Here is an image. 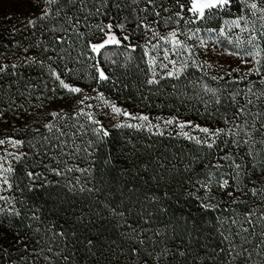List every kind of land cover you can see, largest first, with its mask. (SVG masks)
<instances>
[{"label":"trees","instance_id":"trees-1","mask_svg":"<svg viewBox=\"0 0 264 264\" xmlns=\"http://www.w3.org/2000/svg\"><path fill=\"white\" fill-rule=\"evenodd\" d=\"M174 2L40 0L49 14L35 27L25 22L11 29L5 20L0 29V66H7L0 72V126L13 131L22 146L11 160L10 193L15 197L11 205L4 204L5 197L0 201V264H264V217L254 214L251 224L248 218L239 224L243 206L258 203L264 210V171L255 173L248 164L251 178L261 176V191L256 188L252 195L245 190L247 203L219 200L203 207L195 200L194 183L204 179L214 160V143L209 148L179 135H161L140 121L136 127L113 126L104 136L91 130L95 119L86 121L87 127L80 119L65 125L61 115L50 118L51 130L41 125L34 131L33 115L19 113L42 99L59 107L70 94L56 79L59 75L65 83L95 88L144 116L164 113L209 126L224 120L229 112L225 100L216 102L212 93L203 92L195 65L183 73L188 76L184 83L174 85L172 78L149 83L151 64L135 42L129 49L116 46L103 65L102 51L91 49L99 20L134 18L132 34L139 36L147 14L156 28L165 26L169 20L163 12L178 6ZM235 2L229 9L242 13L245 2ZM29 8L41 9L32 3ZM221 29L226 30L222 22L216 23L214 35L221 36ZM21 55L33 59L16 61ZM97 69L108 79L100 81ZM53 92L56 99L49 103ZM231 174L249 181L244 177L249 173Z\"/></svg>","mask_w":264,"mask_h":264},{"label":"rangeland","instance_id":"rangeland-1","mask_svg":"<svg viewBox=\"0 0 264 264\" xmlns=\"http://www.w3.org/2000/svg\"><path fill=\"white\" fill-rule=\"evenodd\" d=\"M235 1L239 0H231L230 5ZM240 1L245 2L242 13L229 9V5L225 9L212 10L210 18L206 16L204 20L192 23L191 21L195 20V17L187 11H181L177 0H175L174 5L178 6L166 9L163 12V17H167L169 20L165 26L156 28L150 16L152 14H147L144 16L146 20L143 24L144 27H142L143 31L139 33V36L132 34L135 33L132 30L136 23L133 20L134 18H119L110 15L107 21L104 22L101 19L98 24L93 26L92 44L102 43L109 34L114 35L120 41L119 45L110 44L101 49L102 65L112 57V53L116 51V46L129 49L134 47L133 42L146 51L148 62L151 64L149 74L151 79L155 81L172 78L174 80L172 84L174 85L184 83L188 76L183 75V73L189 65H195L198 73L194 71L193 73L198 79H201L198 86H203V92L204 89H215L216 93L215 95L212 93L210 99H215L219 103L224 99V105L229 108L228 114L221 122H215L209 126L199 124V122L193 120H184L177 116L172 117L170 114L164 113L147 116L149 119L143 121L138 119V117L144 116L143 113L130 112L118 104L117 101L111 99L110 96L102 94L101 91L95 88L88 91L81 88L80 93L64 95L65 99L62 101L69 99L70 105L69 101L65 104L61 101L59 107L52 108L47 99H42L38 100L35 106L31 102L28 107L25 106L19 113L27 112L33 115V118H35L34 126L32 125L34 131H38L41 125L52 124L49 121L53 117L51 114L59 113L61 115L60 120H65V125L71 120L78 121L80 119L84 121L86 126V121L89 120V115H91L92 119L99 121V123H96L97 126L91 129L96 133L101 128L107 131L113 126L136 125L140 121L145 127L161 133L179 135L186 139H190L189 137L202 138L209 143L215 141V158L207 168L204 179L201 182L194 183L195 200L201 203L203 207L219 200L227 205L233 203L234 205H243V200L247 203L245 190L251 189L252 195H254V189L256 188L261 191V188L258 187L261 176L255 180L251 178L254 172L246 171L248 164L252 165L254 169L256 168L255 173L264 171V56L262 54L260 57L255 58V60H261V63L257 64L251 56H246L245 53L255 51L254 45L262 48V38L264 36L261 33H264V18H262L264 12L254 10L250 5L256 3L258 9H264V4L260 2L261 0ZM180 3L186 2L180 0ZM29 7V0H0V29L3 24H7L5 20H10V23L13 24L11 29L24 26L29 19L38 22L37 18L45 10V7L36 10V12ZM177 12H180L179 16L176 15ZM240 17H244L241 20V28H236L232 25V21ZM218 22H222L223 27L226 29L224 35L219 37L213 33L215 24ZM109 25H111V28L108 27ZM242 28H247L248 31H242ZM197 29H199L198 32ZM171 32L176 33L175 39L180 41L182 46L169 42L172 39L169 36ZM141 33L143 35L140 36ZM253 35L257 39L249 44L248 40ZM201 41L206 46H201ZM226 49L230 52H239L240 56L229 55L225 51ZM166 54L167 59H165ZM241 57L246 63L242 62ZM32 59L33 56L29 57V55L16 57V61L23 60L27 62ZM90 61L92 62V59ZM185 64L186 67H184ZM237 68L240 70L233 71ZM180 69L183 70L178 71ZM252 69H259V72L250 71ZM169 72H173L174 75L169 76ZM179 87L183 88V86ZM224 89L228 93H221ZM53 93L54 95L50 97L49 101L56 99V93ZM84 97H89V99L84 100L83 104L78 103ZM113 105L121 110L119 114L113 111ZM203 105L205 106V102ZM14 109L17 110L16 107ZM240 109H243V112ZM1 116L2 113L0 112V121H2ZM37 118L39 125H37ZM168 120H172L173 123L167 124L166 121ZM180 124H184L185 127L181 129ZM0 128V140L5 141L4 144L0 145V197L2 199L5 197L4 204L11 205L10 199H14L15 196L10 193V172L4 170L12 169V157L19 153L22 145L19 143L17 146H13L12 142L19 141L12 135L14 132L3 129L2 126ZM200 128H208L210 133L220 129L224 131L218 136H210L201 132ZM183 133L188 135L185 136ZM190 140L196 143L195 139ZM245 141L248 142L245 143ZM237 165H239L238 168ZM232 171L243 176L244 173H249L244 176L249 177V181H239L236 176H232ZM5 177L8 184L3 183ZM35 179L38 178L35 177ZM224 180L229 181L227 187H221ZM229 193H232V195H229ZM257 199L260 201V198ZM253 204L249 203L243 206L247 208L245 214L239 217V224L243 225L246 218L251 219L249 213L264 217L263 205L256 203L255 206Z\"/></svg>","mask_w":264,"mask_h":264},{"label":"snow or ice","instance_id":"snow-or-ice-1","mask_svg":"<svg viewBox=\"0 0 264 264\" xmlns=\"http://www.w3.org/2000/svg\"><path fill=\"white\" fill-rule=\"evenodd\" d=\"M30 3L33 4L34 7L36 8H42L43 7V4L40 3V0H29ZM55 0H43V3H46V4H52L54 3ZM177 3L179 4V7L181 9V11H187L189 13H191V15L193 17H195V20H192L191 22L192 23H195L196 21H199V20H204L207 17L210 18L211 16V13H212V10L214 9H225L227 8L230 3H231V0H188L187 3H180V0H177ZM250 7L254 10H259V11H262L264 12V9H258V6L256 3H252L250 5ZM49 13L47 12V10H44L42 12V14L37 18L38 20H43L46 18V16L48 15ZM176 15H180V12H177ZM264 18V17H262ZM244 17H240L239 19H236L234 21H232V25L236 28H241V20H243ZM36 23H37V20H34V19H29L27 21V24L29 26H32V27H35L36 26ZM109 28H111V25L108 26ZM242 31H248L247 28H242L241 29ZM199 31V29H197V32ZM221 32V35H224V30L221 29L220 30ZM262 36H264V33H261ZM169 36L172 38L169 42L175 44V45H181V42L176 40L175 37H176V33L175 32H171L169 34ZM125 39H127V37H125ZM257 37L255 35H253L249 40H248V43L249 44H252V42L254 40H256ZM229 43H231V41H229ZM110 44H115V45H119L120 44V41L114 36V35H107V39H105L102 43H99V44H92L91 45V49L93 52L95 53H99L101 49L105 48L107 45H110ZM201 46H206L204 44L203 41H201ZM254 47L256 48L255 51H249V52H246L245 55L246 56H251L254 60L256 57H260L262 55V53H264V48H260L259 46H256L254 45ZM187 50V49H186ZM229 55H236V56H240V53L239 52H230L228 51L227 49L225 50ZM165 59H167V54L165 55ZM241 60L242 62H245L246 61H243V58L241 57ZM255 62L257 64H260L261 63V60H255ZM187 65L185 64L184 67H186ZM7 66H0V72H3L5 71ZM12 67H16V65H13ZM183 69H180L178 71H182ZM240 69H233V71H239ZM98 73H99V76H98V79L100 81H104V80H107L108 79V76L105 75L104 71L101 70V69H97ZM250 71H257L259 72V69H252ZM169 76H172L174 75L173 72H169L168 73ZM56 79L59 80L60 82V85L66 89L68 92L70 93H80L82 91L81 88L79 87H75V86H72L68 83H65L63 79H60L59 75L56 76ZM215 79V78H214ZM149 83H155L157 81L155 80H150L148 81ZM206 91L208 92H211L215 95L216 93V90L215 89H206ZM86 99H89V97H84V99L78 101V103L80 104H83L84 103V100ZM249 103H251V101H249ZM113 108V111L117 114H119L121 112V110L117 107H115L114 105L112 106ZM241 112H243V109H240ZM125 115H128L127 113H124ZM53 117H56L58 115H60L59 113H52L51 114ZM89 119H92L91 115H89ZM138 119L140 120H143V121H147L149 118L147 116H142V117H138ZM94 123H99V121H93ZM167 124H172L173 121L172 120H168L166 121ZM181 129H183L185 127L184 124H180L179 125ZM45 127H47L49 130L52 129L53 125L52 124H47L45 125ZM127 127H136L135 125H127ZM198 127V126H197ZM238 127V126H237ZM201 132L203 133H206V134H209L210 136H218L221 132H223L224 130L223 129H220V130H217L216 132H212L210 133V130L208 128H200L199 129ZM99 132H101L104 136H107L109 133L104 130L103 128L99 129L98 130ZM163 133H161L162 135ZM185 136H187L188 134L187 133H183ZM190 139H195L196 143L197 144H207V147L211 148L213 147V143L215 141H213L212 143H209L207 140L205 139H202V138H196V137H189ZM248 141H245V143H247ZM5 141L4 140H0V145L4 144ZM13 143V146H17L20 142L19 141H14L12 142ZM239 167V165H237V168ZM4 171H7V172H11L12 169L11 168H8V169H5ZM33 174L32 173H29V176L31 177ZM3 183L4 184H8V180L7 178H3ZM229 185V181L228 180H224L223 181V184L221 185V187H227ZM255 194V193H254ZM229 195H232V193H229ZM0 199H2V197H0ZM205 207H207V205H205ZM249 217L254 215V213H249L248 214ZM248 223H252L251 219H249L247 221ZM233 223H236L235 220H233ZM244 231H247V229H244ZM143 242V241H141ZM181 255H183V253H181Z\"/></svg>","mask_w":264,"mask_h":264}]
</instances>
